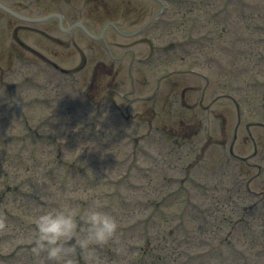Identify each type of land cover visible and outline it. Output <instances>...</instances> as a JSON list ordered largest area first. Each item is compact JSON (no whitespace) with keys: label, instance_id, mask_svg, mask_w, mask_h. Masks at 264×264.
<instances>
[{"label":"rangeland","instance_id":"374dc122","mask_svg":"<svg viewBox=\"0 0 264 264\" xmlns=\"http://www.w3.org/2000/svg\"><path fill=\"white\" fill-rule=\"evenodd\" d=\"M0 1L94 34L150 19L139 0ZM162 1L102 39L0 8V264H264V0ZM96 199L113 240L33 250L39 210Z\"/></svg>","mask_w":264,"mask_h":264},{"label":"clouds","instance_id":"9594fccd","mask_svg":"<svg viewBox=\"0 0 264 264\" xmlns=\"http://www.w3.org/2000/svg\"><path fill=\"white\" fill-rule=\"evenodd\" d=\"M99 207H91L81 213L80 210L62 203L57 207L41 209L35 217L36 237L34 251L39 253L46 250L48 257L54 261H60L69 249L66 242L79 235L81 230L86 235L78 240L81 248L88 249L90 245H103L113 240L120 228L117 218L100 210L103 202L94 201ZM81 220L84 224L81 225ZM8 223L5 217H0V230H6ZM70 264V262H69Z\"/></svg>","mask_w":264,"mask_h":264},{"label":"flooded vegetation","instance_id":"af4514ba","mask_svg":"<svg viewBox=\"0 0 264 264\" xmlns=\"http://www.w3.org/2000/svg\"><path fill=\"white\" fill-rule=\"evenodd\" d=\"M140 3H135L134 4V9L136 10L135 13H137V18L136 19H140V16H144V15H148L149 14V18H153L155 16V14L153 13L152 9H153V5L154 7L156 6V4L159 2L158 0H139ZM103 6L106 8V10H111L112 8L115 9H118V5L120 6V4H118V2H113L111 3V5H109V3H107L106 0H101ZM136 4H139L140 7L138 9V5L136 6ZM128 5V4H126ZM133 8V7H132ZM152 8V9H151ZM142 10L141 13L138 11V10ZM146 11H148V13H146ZM150 12V13H149ZM146 22V21H145ZM153 22H155V20H152L151 23H149V25L145 28V30H147L148 28L151 27V25L153 24ZM117 30V29H116ZM122 30V29H121ZM120 34H123L127 37H132V36H129L130 33H123L122 31L120 30H117ZM95 77H97V73L95 74Z\"/></svg>","mask_w":264,"mask_h":264},{"label":"water","instance_id":"95a60500","mask_svg":"<svg viewBox=\"0 0 264 264\" xmlns=\"http://www.w3.org/2000/svg\"><path fill=\"white\" fill-rule=\"evenodd\" d=\"M0 7L4 8L5 10H9V9L6 8L5 6H3L1 3H0ZM22 18H23V17H22ZM47 18H48V17H47ZM24 19L31 20V21H37V20H42V19H46V18H33V19L24 18Z\"/></svg>","mask_w":264,"mask_h":264}]
</instances>
